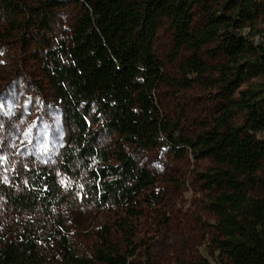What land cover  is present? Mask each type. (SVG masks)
I'll use <instances>...</instances> for the list:
<instances>
[{"label": "trees", "instance_id": "trees-1", "mask_svg": "<svg viewBox=\"0 0 264 264\" xmlns=\"http://www.w3.org/2000/svg\"><path fill=\"white\" fill-rule=\"evenodd\" d=\"M1 1L9 36L32 24L46 42L50 11L64 0H38L40 9L20 0ZM78 1L80 13L68 40L33 56L60 100L64 138L59 169L71 186L62 185L54 168L36 164L27 166L25 179L16 185L0 182V198L39 217L23 223L17 241H0V264H49L42 243L50 225L69 264H137L140 222L145 209L158 201V179L134 150L162 147L177 157L190 152L196 160L209 158L215 165L200 174L204 188L215 192L209 202L218 217L212 255L219 253L230 264H264V197L251 190L264 169V46L243 33L259 21L261 2L206 0L220 3L221 9L194 30L200 0ZM26 16L34 17L33 23ZM165 19L174 29V59L184 49L190 52L179 66L184 78L179 86L221 87L226 99L210 128L196 136L165 116L157 100L159 85L170 81L154 48ZM212 43L220 46L224 63L211 66L202 58ZM81 196L113 219L100 228L91 256L78 254L60 213ZM199 264L215 263L203 258Z\"/></svg>", "mask_w": 264, "mask_h": 264}, {"label": "rangeland", "instance_id": "rangeland-1", "mask_svg": "<svg viewBox=\"0 0 264 264\" xmlns=\"http://www.w3.org/2000/svg\"><path fill=\"white\" fill-rule=\"evenodd\" d=\"M259 1L262 15L253 29L246 27L243 33L264 46V0ZM20 2L35 9L41 7L38 0ZM81 2L64 0L50 11L52 30L45 32L48 38L45 42L39 28L32 24L9 36L10 25L3 15L0 0V182L8 187L23 181L27 166L32 164L54 168L62 185L66 189L71 186L68 176L59 169L64 138L60 100L33 56L41 55L49 44L68 40L80 13ZM220 9V3L208 5L206 0H200L194 9L193 29L201 28L208 17ZM226 13L231 14V11ZM34 20V17L26 16V21ZM154 48L170 78V81L161 83L157 91L162 113L179 121L191 136L206 131L225 105L222 88H207L200 83L190 88L179 86L178 82L184 80L179 66L190 52L184 49L174 59V29L166 19L161 22ZM202 58L211 66L226 60L217 43L209 44L202 52ZM253 82L256 81L247 84ZM134 154L140 164L151 169L158 179L155 187L158 201L145 209L140 222L137 240L142 247L137 264H147V248L150 249L151 264H199L203 258L215 264H230L226 257L211 253L218 217L210 210L209 202L215 192L204 188L200 174L215 166L212 160H196L190 152L177 157L168 147L137 148ZM251 190L254 195L264 197V169L257 173ZM60 213L67 226L64 233L81 256L93 254L100 228L113 222L109 213L96 211L85 196H81L75 206H63ZM38 218L0 198V241H17L23 223ZM48 228L47 240L42 243L48 263L69 264L57 245L60 237H52V225ZM116 237L122 241L119 235Z\"/></svg>", "mask_w": 264, "mask_h": 264}]
</instances>
